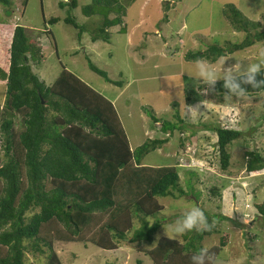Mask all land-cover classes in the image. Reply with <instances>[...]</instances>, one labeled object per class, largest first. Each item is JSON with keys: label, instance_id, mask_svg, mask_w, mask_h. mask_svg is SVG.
Returning a JSON list of instances; mask_svg holds the SVG:
<instances>
[{"label": "rangeland", "instance_id": "rangeland-1", "mask_svg": "<svg viewBox=\"0 0 264 264\" xmlns=\"http://www.w3.org/2000/svg\"><path fill=\"white\" fill-rule=\"evenodd\" d=\"M90 2L77 0L74 8L69 0H28L27 4L24 0H12L10 6L0 3V62L5 61L2 59L6 57L15 26H25L29 40L44 54L39 64L32 65V70L46 85H51L66 67L113 101L132 150L149 138L164 136L159 126L153 127L151 115L162 122L173 121L179 112L185 121L184 132L176 130L166 144L143 155L140 161L152 166L178 163L180 184L188 195L159 197L163 211L155 219L162 226L152 242H131L135 228L141 225L135 216L128 239L121 240L117 249H101L79 241H56L54 250L62 264H138L139 260L141 264H154L140 250L152 249L160 237H167L165 223H172L183 208L191 206H198L211 216L225 217L214 224L219 232L205 236L202 241L203 247L211 248L221 244L224 240L221 237L228 233L226 245L213 264H264V217L255 207V203L264 200V169L256 174L245 169L246 151L257 150L264 157V95L236 98L219 96L213 90L203 92L207 86H202L191 72L185 74V68L191 70L195 63L186 59L188 51H206L214 44L225 47L244 40L246 34L235 29L225 15L228 6L234 4L264 29V0H124L127 31L121 32V26L109 28V42L92 39L101 15L83 13V7ZM67 17L78 27L67 22ZM51 18L58 21L50 22ZM262 44L264 41L227 53L225 66L235 64L236 58L242 60V65L247 63L245 58ZM88 58L111 79L123 82L122 86L107 82L90 69ZM4 64L0 66L5 67ZM4 91L0 83V99L5 96ZM186 95L192 100V95L196 98L188 104ZM202 101L209 107L205 108ZM189 106H199L194 118L186 111ZM144 108L151 112L148 114ZM215 125L240 131V136L229 145L228 170L221 168ZM182 135L189 139L183 148ZM214 186L221 189V197L210 193ZM178 240L182 241V237ZM25 259L27 264H44L47 253L30 250Z\"/></svg>", "mask_w": 264, "mask_h": 264}, {"label": "trees", "instance_id": "trees-1", "mask_svg": "<svg viewBox=\"0 0 264 264\" xmlns=\"http://www.w3.org/2000/svg\"><path fill=\"white\" fill-rule=\"evenodd\" d=\"M27 1L24 0L25 4ZM0 3L10 6L12 0ZM69 4L74 8L77 0H69ZM224 12L233 27L246 34L244 40L225 47L214 44L206 51H188L187 60L202 58L215 62L227 53L264 41L260 22L250 20L234 4ZM10 13L8 9L7 14ZM83 13L101 15L93 41L102 38L109 42L108 29L113 26H121L123 33L127 31L124 0H91L83 7ZM65 20L78 27L71 17ZM56 21L58 18L50 19ZM26 29L23 25L15 26L2 59L5 61L0 62L5 63V67L0 66V83L5 90L0 99V264H27L25 257L30 250L47 253L44 264H62L54 250L56 241L117 249L121 240L128 239L135 216L141 225L135 228L131 242H152L162 226L155 219L163 211L159 197L180 198L188 194L180 184L178 163L152 166L143 165L140 160L166 144L176 130L182 134L186 127L184 119L179 112L173 121L162 122L151 115L153 127L159 126L164 136L149 138L132 150L113 101L66 67L51 85L39 78L32 65L39 64L44 54L29 40ZM88 62L90 69L107 82L122 86L123 82L111 79L89 58ZM213 91L219 96L227 92L220 80ZM255 93L249 90L247 95ZM185 99L188 104L193 102L190 95ZM213 129L221 168L228 170L229 145L240 136V131L220 125ZM182 136L183 148L189 139ZM245 159L249 174L264 169V157L257 150L246 151ZM210 193L217 197L222 194L217 186L211 187ZM255 207L264 217V200L255 203ZM205 214L213 225L225 219L220 214ZM51 223L55 224L47 229ZM217 232L218 225H214L210 232L190 233L182 241L162 236L154 248L140 251L154 264H191L190 258L203 247L204 237ZM227 237L225 232L221 244L209 248L212 264ZM141 263L139 260L138 264Z\"/></svg>", "mask_w": 264, "mask_h": 264}, {"label": "clouds", "instance_id": "clouds-1", "mask_svg": "<svg viewBox=\"0 0 264 264\" xmlns=\"http://www.w3.org/2000/svg\"><path fill=\"white\" fill-rule=\"evenodd\" d=\"M229 57L222 56L215 63L197 59L192 66V69L185 68V74H194V78L200 81L204 91L214 89L218 80L223 82V88L227 90L226 94L236 98H246L249 90L255 91L258 94L264 95L260 90L264 89V44L257 47L256 52L245 58L247 63H241L242 60L237 59V62L231 66H225V61ZM262 77L258 79L257 77ZM201 92V93H203ZM212 104L215 103L212 101ZM202 105L209 107L205 101ZM235 111V109H230ZM188 115L194 118L199 110L198 107L189 106L186 109ZM250 207V206H249ZM234 209H230L233 212ZM168 226L164 227L168 239L176 240L190 233H206L210 232L214 225L210 223L205 211L198 206L185 207L181 214L172 222L165 223ZM212 254L208 247H201L197 253L191 256V264H212Z\"/></svg>", "mask_w": 264, "mask_h": 264}, {"label": "crops", "instance_id": "crops-1", "mask_svg": "<svg viewBox=\"0 0 264 264\" xmlns=\"http://www.w3.org/2000/svg\"><path fill=\"white\" fill-rule=\"evenodd\" d=\"M131 146V145H130Z\"/></svg>", "mask_w": 264, "mask_h": 264}]
</instances>
